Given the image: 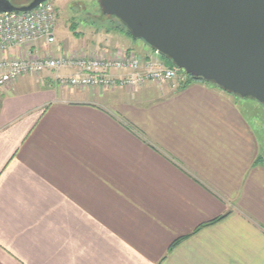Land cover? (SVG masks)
Segmentation results:
<instances>
[{
	"label": "crops",
	"instance_id": "obj_1",
	"mask_svg": "<svg viewBox=\"0 0 264 264\" xmlns=\"http://www.w3.org/2000/svg\"><path fill=\"white\" fill-rule=\"evenodd\" d=\"M79 37L8 55L134 51L119 28ZM73 72L0 89V264H264V105L203 80L56 83Z\"/></svg>",
	"mask_w": 264,
	"mask_h": 264
},
{
	"label": "water",
	"instance_id": "obj_2",
	"mask_svg": "<svg viewBox=\"0 0 264 264\" xmlns=\"http://www.w3.org/2000/svg\"><path fill=\"white\" fill-rule=\"evenodd\" d=\"M46 1L0 0V13ZM97 1L103 15L118 18L188 75L264 105V0Z\"/></svg>",
	"mask_w": 264,
	"mask_h": 264
},
{
	"label": "built area",
	"instance_id": "obj_3",
	"mask_svg": "<svg viewBox=\"0 0 264 264\" xmlns=\"http://www.w3.org/2000/svg\"><path fill=\"white\" fill-rule=\"evenodd\" d=\"M57 12L48 1L27 12L0 13V89L25 75H40L45 70L72 69L58 75L61 87H138L147 82H174L182 87L188 74L170 67L162 59H141L134 51L119 50L115 57H73L63 53L29 51L23 58L8 55L12 48L43 43L56 44ZM160 56V53L155 51ZM121 72L119 75L115 72Z\"/></svg>",
	"mask_w": 264,
	"mask_h": 264
},
{
	"label": "rangeland",
	"instance_id": "obj_4",
	"mask_svg": "<svg viewBox=\"0 0 264 264\" xmlns=\"http://www.w3.org/2000/svg\"><path fill=\"white\" fill-rule=\"evenodd\" d=\"M16 1L20 5H27L31 2V0ZM48 2L54 5L58 15L56 27L57 39L64 42L67 40L81 42L82 38L79 36L82 35L89 41L95 32L97 33V37H103L116 26L118 28L123 27V23H120L118 18L103 15L97 0H48ZM123 33L126 36V41L132 45L133 48L131 49L138 56L142 57L144 53L148 55L147 52L154 53L155 49L144 40L133 38L125 31ZM162 62L168 64L164 59H162ZM13 83L15 82L9 83L6 87H10ZM174 88L178 87L174 86Z\"/></svg>",
	"mask_w": 264,
	"mask_h": 264
},
{
	"label": "trees",
	"instance_id": "obj_5",
	"mask_svg": "<svg viewBox=\"0 0 264 264\" xmlns=\"http://www.w3.org/2000/svg\"><path fill=\"white\" fill-rule=\"evenodd\" d=\"M120 23H121V21H120ZM115 28H118V27L116 26ZM120 28H121V30L125 31L128 35L132 36L130 30H129L124 24H123V27H120ZM120 28H119V29H120ZM155 51H156V50H155ZM160 57H161L162 59H164L166 62H168V64H166V65H168V66H170V67H175L174 62H173L170 58H168V57H166L165 55H162V54H160ZM188 77H189V80H188L187 83H189V82L192 81V80H200V79H196V78L192 77L191 75H188ZM187 83L184 84L182 87L186 86ZM216 86H217V85H216ZM218 87H219V86H218ZM179 88H181V87H179ZM219 88H220V87H219ZM175 243H176V242H174V244H175Z\"/></svg>",
	"mask_w": 264,
	"mask_h": 264
},
{
	"label": "flooded vegetation",
	"instance_id": "obj_6",
	"mask_svg": "<svg viewBox=\"0 0 264 264\" xmlns=\"http://www.w3.org/2000/svg\"><path fill=\"white\" fill-rule=\"evenodd\" d=\"M12 2V4L16 5V6H21L19 3H17L16 0H10Z\"/></svg>",
	"mask_w": 264,
	"mask_h": 264
}]
</instances>
